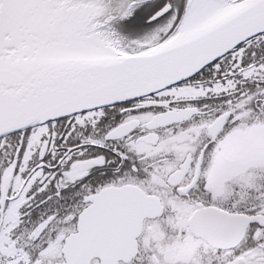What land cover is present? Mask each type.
I'll list each match as a JSON object with an SVG mask.
<instances>
[{
	"label": "snow or ice",
	"instance_id": "6c2138e0",
	"mask_svg": "<svg viewBox=\"0 0 264 264\" xmlns=\"http://www.w3.org/2000/svg\"><path fill=\"white\" fill-rule=\"evenodd\" d=\"M0 264H264V0H0Z\"/></svg>",
	"mask_w": 264,
	"mask_h": 264
}]
</instances>
